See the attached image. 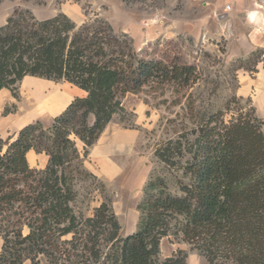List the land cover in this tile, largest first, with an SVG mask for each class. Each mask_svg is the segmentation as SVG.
Returning <instances> with one entry per match:
<instances>
[{
  "label": "trees",
  "instance_id": "1",
  "mask_svg": "<svg viewBox=\"0 0 264 264\" xmlns=\"http://www.w3.org/2000/svg\"><path fill=\"white\" fill-rule=\"evenodd\" d=\"M27 14L16 12L0 27V91L17 97L18 84L33 76L66 80L86 95L75 97L50 127L24 126L4 151L0 140V264H186L183 249L162 257L161 241L170 234L209 264H264V121L251 98L235 96L232 102L249 110L238 106L228 120L225 109L196 111L189 94L197 138L188 145L183 135L155 154L168 166L183 164L191 181L173 193L167 176L152 177L137 205V228L123 235L110 199L103 197L93 215L78 208L80 197L90 200L104 189L83 157L125 110L127 93L159 81L191 88L199 79L196 66L137 58L102 18L78 25L63 13L45 20ZM30 151L48 156L44 169L31 166Z\"/></svg>",
  "mask_w": 264,
  "mask_h": 264
},
{
  "label": "rangeland",
  "instance_id": "2",
  "mask_svg": "<svg viewBox=\"0 0 264 264\" xmlns=\"http://www.w3.org/2000/svg\"><path fill=\"white\" fill-rule=\"evenodd\" d=\"M228 4L232 10L225 12ZM19 11H27L36 20L63 13L78 25L102 18L111 23L115 36L121 40L126 37V44L132 45V54L137 58L163 61L170 66H196L199 79L191 88L178 89L175 84L159 81L147 84L137 93H127L122 99L125 110L113 116L83 157L84 168L97 176L104 189L93 192L90 200L80 197L78 208L93 215L103 197L110 199L123 235L136 230L140 218L137 205L152 177L167 176L173 193L179 190L180 182L191 181L181 170L183 164L168 166L155 154L170 140H178L183 135L188 145L197 138L196 115L186 108L190 93L196 111L225 109L223 117L228 120L237 114L238 106H241L240 111L249 110L248 104L232 102L235 96L251 98V105L256 108L253 98L242 94V83L244 76L253 78L259 68H264V0H2L0 27ZM249 15L263 17L262 23L254 29V38L249 35L246 20ZM255 40H260V46L253 48L250 43ZM39 82L43 83L39 87L48 100L46 108L38 115L23 113L21 109L27 96L24 84L31 88ZM77 89L79 87L66 80L31 76L23 79L16 89L17 97L10 90V98L0 104L3 105L0 106L3 151L7 148L5 142L15 138L27 124L41 121L50 127L75 93L74 97L86 95L85 91ZM228 102L231 112L226 110ZM76 141L83 155V144ZM28 160L38 170L48 164L46 154L34 151L28 153ZM79 177L89 184L88 178ZM81 193L87 191L83 189ZM178 239L173 234L162 239L163 258L183 249L188 253L186 264H209L191 249V244L178 242ZM1 246L0 238V250Z\"/></svg>",
  "mask_w": 264,
  "mask_h": 264
},
{
  "label": "crops",
  "instance_id": "3",
  "mask_svg": "<svg viewBox=\"0 0 264 264\" xmlns=\"http://www.w3.org/2000/svg\"><path fill=\"white\" fill-rule=\"evenodd\" d=\"M246 18H247L246 20H247L248 25H249V33L251 32V34H249V35L251 36V38H254L252 36H255L254 34H256L255 33L256 28L255 27L259 26L262 23L261 21L263 20V17L261 15H254V16L252 15V17H250V15H249V17H246ZM259 41L260 40H255L250 44L253 45V48L256 46H260L258 43ZM27 77H29V76H26L25 78H27ZM31 77H33V76H31ZM244 81L245 82L242 83V88H243L242 94L245 96H251L253 98L254 104L256 105L257 114L261 119L264 120V68H262V67L259 68L258 73L253 78L250 76H247V75H246V77L244 76ZM2 90H5V89H2ZM77 90H79V92L83 91L80 88ZM10 93L11 92L9 90V94ZM75 94L73 95L72 101L75 98L74 97ZM76 96H82V95H76ZM0 106L2 107L3 105H0ZM66 108H67V106H66Z\"/></svg>",
  "mask_w": 264,
  "mask_h": 264
},
{
  "label": "bare ground",
  "instance_id": "4",
  "mask_svg": "<svg viewBox=\"0 0 264 264\" xmlns=\"http://www.w3.org/2000/svg\"><path fill=\"white\" fill-rule=\"evenodd\" d=\"M31 82V81H30ZM36 87H28L24 84V91L27 92L26 100L22 106L23 113L39 114V112L46 108L48 100L45 98L43 90L39 87L43 83H36ZM10 97L7 89L0 92V104H3ZM70 103V102H69ZM29 119V117H28Z\"/></svg>",
  "mask_w": 264,
  "mask_h": 264
},
{
  "label": "built area",
  "instance_id": "5",
  "mask_svg": "<svg viewBox=\"0 0 264 264\" xmlns=\"http://www.w3.org/2000/svg\"><path fill=\"white\" fill-rule=\"evenodd\" d=\"M225 9V12H229L230 10H232V6L228 4Z\"/></svg>",
  "mask_w": 264,
  "mask_h": 264
}]
</instances>
